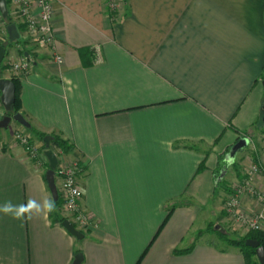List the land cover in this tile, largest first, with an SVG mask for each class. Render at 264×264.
Listing matches in <instances>:
<instances>
[{
  "label": "crops",
  "instance_id": "crops-1",
  "mask_svg": "<svg viewBox=\"0 0 264 264\" xmlns=\"http://www.w3.org/2000/svg\"><path fill=\"white\" fill-rule=\"evenodd\" d=\"M52 2L53 49L19 31L4 58L29 50L19 111L72 146L90 223L77 239L51 213H0V264H245L199 220L219 156L244 135L260 146L264 0H125L117 17L107 0ZM46 169L2 150L0 204L52 198Z\"/></svg>",
  "mask_w": 264,
  "mask_h": 264
},
{
  "label": "built area",
  "instance_id": "built-area-1",
  "mask_svg": "<svg viewBox=\"0 0 264 264\" xmlns=\"http://www.w3.org/2000/svg\"><path fill=\"white\" fill-rule=\"evenodd\" d=\"M52 0H10L8 13L16 22H20L25 27V32L30 35L32 40L37 44L53 49L54 31L52 28L53 4ZM126 2L124 0H107L106 6L112 12L111 16L117 17L123 9ZM0 13V44L9 40L6 30V21ZM14 21V22H15ZM15 22V23H16ZM54 59L61 62V57L53 51ZM5 57V56H4ZM11 70L20 73L25 72L32 66V60L23 56L9 58ZM5 114L4 108L0 103V118ZM13 137L16 142L22 146L26 155L37 165L43 162V151L33 142L34 138L31 133L22 127L14 128ZM259 145V144H258ZM252 140H249L251 151L257 155H245L246 166L242 171L243 178L234 183L231 191L227 193L225 205L223 207L230 220L249 230L264 231V188L258 184L259 177H264V133L260 137V146L258 147ZM58 158V157H57ZM81 164L79 159L62 161L59 158L55 175L57 176L58 190L62 199V215L68 219L77 229H82L90 223L85 208L80 203L81 187L79 174ZM261 180V179H260ZM264 183V179L263 182ZM249 199L258 204L260 207L252 215L247 214L242 209V200Z\"/></svg>",
  "mask_w": 264,
  "mask_h": 264
},
{
  "label": "water",
  "instance_id": "water-1",
  "mask_svg": "<svg viewBox=\"0 0 264 264\" xmlns=\"http://www.w3.org/2000/svg\"><path fill=\"white\" fill-rule=\"evenodd\" d=\"M0 13L3 18H7L8 16V9H7V3L6 0H0ZM17 24L15 22H9L6 24V30L8 34V39L10 42H14L17 40H20L21 35L18 31ZM6 50L5 48L0 44V63L2 62L4 56H5ZM24 54L27 56V52H24ZM262 85L264 88V79L262 80ZM15 101V84L13 81H11L10 78L6 77H0V102L4 108L5 114L0 118V129H8V126L11 122H17L18 124L22 125L23 127L30 129L31 124L27 120V118L20 112H14L10 113L12 110V105ZM261 111H262V119L261 122L264 123V96L262 100L261 105ZM52 139L51 135H45L43 137V142L45 145V149L43 151V155L46 158L47 161V169L45 172V179L47 182V186L49 188L48 191H50L51 196L54 200L58 198V189L55 183V169L58 162L55 152L49 148V143ZM249 144V138L247 136L240 137L231 147H229L228 151L224 154V162L226 164L231 163L233 161V158L237 152H241L243 148L246 147V145ZM225 164L223 168L220 170L216 181H219V179L224 175L225 170ZM61 225L63 228H65L71 235L76 237L77 239L83 238V233L79 231L77 228H74L73 224L68 219H63L61 221ZM245 245L248 247L255 249V255L258 259L259 264H264V247L260 245L259 241L253 238H247L244 241ZM82 260L81 253L75 254L74 262L73 264H79Z\"/></svg>",
  "mask_w": 264,
  "mask_h": 264
},
{
  "label": "rangeland",
  "instance_id": "rangeland-1",
  "mask_svg": "<svg viewBox=\"0 0 264 264\" xmlns=\"http://www.w3.org/2000/svg\"><path fill=\"white\" fill-rule=\"evenodd\" d=\"M2 20L4 21V19H2ZM18 23H20V22H16V24H18ZM0 25H1V22H0ZM24 31H25V29H24ZM24 36H26L27 39L29 38L30 40H32L30 35L27 34L26 32L23 33V37ZM0 41H3V40H0ZM17 42H20V41L17 40L14 42H10L9 40H7V41L3 42L2 46L5 48V50H7V49H10V47H12L11 44H16ZM4 60H5V58H4ZM6 61L7 60H5L4 62H6ZM7 65L9 67V64H7ZM5 70H8L11 73V75H12V73H13V75H15V72L12 71L10 67L7 69L5 68ZM0 75H3V71L1 69H0ZM261 119H262V115L259 117L258 120H261ZM13 124H14V122H13ZM256 125L259 127V124H256ZM13 132H14V128L12 125L9 126L8 129H6V130L5 129L0 130V152L2 150H5L6 148L12 146V145L18 144L16 142V140H14ZM247 136L249 137L250 135H247ZM35 140H36V138H35ZM259 142H260V139H259ZM254 143L257 145L256 141ZM248 145H246V147L243 148L241 152L239 151L235 154L233 161L231 163L226 164L224 161L222 162V165H221V168L219 169V172L223 168L224 164L226 165L225 166L226 171H224L225 173L219 179V181H217V182L215 181V184H214V185H216L218 183V184H221V186L220 185L218 187L216 186L215 194H213L212 198L207 202V204L203 208V213H202V216H201L199 221H202V220L206 221V223L204 224L205 226H203V227H206L207 223L210 221V224L206 230L208 232H210L212 236L218 237L217 233H220V234L227 236L229 239L238 240V239L242 238L245 234H247L249 231H252V230L248 231L247 229L242 228V226L235 224V222H233L232 220L229 219L228 214L226 213V210L223 209V207L225 205V200L227 198L225 196H227V193H229L228 191H226V189L231 190V188L234 186V183H236L240 180V178H239L240 173L239 172L242 173L244 167L246 166V162L244 160L245 158H244V155L242 154V152L244 151V152H246V155H248L247 152H248V149L250 147ZM39 148L41 149V145H39ZM56 151L58 153L57 159L59 160V158H61L63 152L60 151L59 149H57ZM64 154H65V152H64ZM221 161H222V159H221ZM44 162L46 163L47 161H44ZM44 162H43V164H44ZM237 168L239 169V171H237ZM219 172H218V174H219ZM218 174H217V176H218ZM217 176H216V179H217ZM262 187L264 188V186H262ZM244 202H245V199H243L242 203H241L242 209L246 210V205L244 204ZM257 206H258V204H257ZM58 211H59L60 216H61L62 215V209L58 208ZM255 212L256 211L253 210V212H249L247 214L252 215ZM222 242L224 244H226L227 246H230L227 244V242H225V241H222ZM257 261H258V259H257Z\"/></svg>",
  "mask_w": 264,
  "mask_h": 264
},
{
  "label": "trees",
  "instance_id": "trees-1",
  "mask_svg": "<svg viewBox=\"0 0 264 264\" xmlns=\"http://www.w3.org/2000/svg\"><path fill=\"white\" fill-rule=\"evenodd\" d=\"M9 1L10 0H6V3H7V9L9 10ZM125 2V0H124ZM107 7V6H106ZM108 9V8H107ZM108 11L112 14V12L108 9ZM111 16V15H110ZM6 20V23H9V22H14L13 20V17L8 13V16L7 18H4ZM17 27H18V31H21L23 32L25 27L22 23H18L17 24ZM24 52H27L28 55L30 54L29 50H23L22 52H20V55L23 56L24 58L26 59H29L30 57H27ZM4 58L2 60V62L0 63V69L2 71L5 70V68H11V65H10V62L6 61L4 62ZM9 64V67L8 65ZM0 77H2V75H0ZM11 81L14 82L15 84V101L13 103V107H12V110L10 113H14V112H18L20 109H21V101H20V89H21V84H20V81H19V78L17 76H11ZM256 124H259L260 127H264V123L260 121H258V123ZM20 127L24 128L25 130H27L28 132L31 133L32 137L37 140H39V142H41V150L44 151L45 149V145H44V142H43V137L45 135H47L46 133L44 132H41V131H38V130H35V127L31 126L30 129H27L25 127H23L22 125H20ZM0 130H3V129H0ZM264 133V130L262 131ZM246 136V135H245ZM71 145L64 139H62L60 136L58 135H53L52 136V139L49 143V148H51L56 154V156L58 155V153L56 152L57 149H59L60 151H62L63 153L67 152L68 150H71ZM248 147V146H247ZM250 153H252L254 156V160L256 161L257 160V155H255V153L253 151H251ZM218 164L216 166V169H215V174L217 176L218 172H219V169L221 168V165H222V156H219L218 158ZM47 163V162H46ZM203 167V164H201L199 166V169H201ZM46 168H47V164H46ZM237 171H239V169L237 168ZM240 173V176L239 178L242 179L243 176H242V173ZM55 183L57 182V176L55 175ZM217 182V181H216ZM221 186V184H216L215 187L217 186ZM227 188V187H226ZM58 189V187H57ZM226 191L230 192L231 190L230 189H226ZM53 199V198H52ZM54 200V199H53ZM55 203H56V212H52L51 213V216L53 217V219L60 223L61 224V221L63 219H65L63 216H60V213L58 211V208L61 207V202H62V199H61V196H60V193H59V190H58V198L56 200H54ZM58 211V212H57ZM218 234V238L227 242L228 245L230 246H234V247H238L244 258H245V264H259V262L257 261V259L255 258L256 255H255V249L254 248H251V247H248L247 245H245L244 241L245 239L247 238H253V239H256L259 241L260 245H262L264 247V231H261L260 230H252V231H249L247 234H245L242 238L238 239V240H232V239H229L227 236L223 235V234H220V233H217ZM176 251H179V250H176Z\"/></svg>",
  "mask_w": 264,
  "mask_h": 264
},
{
  "label": "clouds",
  "instance_id": "clouds-1",
  "mask_svg": "<svg viewBox=\"0 0 264 264\" xmlns=\"http://www.w3.org/2000/svg\"><path fill=\"white\" fill-rule=\"evenodd\" d=\"M54 211H56V203L51 197L45 198L43 201L29 198L26 202L20 204H13L10 200L0 204V213L21 222L31 219L34 214L39 215Z\"/></svg>",
  "mask_w": 264,
  "mask_h": 264
},
{
  "label": "bare ground",
  "instance_id": "bare-ground-1",
  "mask_svg": "<svg viewBox=\"0 0 264 264\" xmlns=\"http://www.w3.org/2000/svg\"><path fill=\"white\" fill-rule=\"evenodd\" d=\"M228 218V217H227Z\"/></svg>",
  "mask_w": 264,
  "mask_h": 264
}]
</instances>
